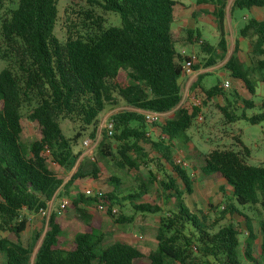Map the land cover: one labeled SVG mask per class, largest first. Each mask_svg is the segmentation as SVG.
Here are the masks:
<instances>
[{"label": "trees", "instance_id": "16d2710c", "mask_svg": "<svg viewBox=\"0 0 264 264\" xmlns=\"http://www.w3.org/2000/svg\"><path fill=\"white\" fill-rule=\"evenodd\" d=\"M228 1L197 0L198 4L214 6L212 14L220 36L218 47L224 52ZM87 3L88 7L80 11L84 33L69 28L64 41L55 34L58 0H19L17 7L9 9L1 19L5 48L0 49V55L7 65L0 71V252L4 253L6 264H248L240 256L238 227L233 222L218 226L227 214H242L240 207L260 206L264 211V165L248 163L250 149L240 133L234 137L233 146L198 154L202 161L198 168L215 183L223 181L219 186L223 194L226 186L232 191L233 198L223 206L219 217L210 220L207 213L197 214L184 203V194L194 192L193 177L186 168L175 164L173 142L186 136L195 124L199 108L179 105L182 101L179 79L185 74L183 58L176 49L178 28L174 22L179 3L175 0H87ZM253 7L264 9V0H233L231 10ZM108 12L118 14L119 25L108 24L105 16ZM187 32L192 40V31ZM239 34L254 38L253 54L264 57V19L250 18ZM195 40L200 41V34ZM200 44L202 51L210 55L205 66L213 65L216 60L211 53L215 47L205 40ZM256 66L260 71L264 69V58ZM226 68L253 92L248 70L238 55V44ZM203 78L204 75H199L192 84L194 97H201L205 105L217 95L227 99L221 83L206 88L201 84ZM242 103L241 114L236 112L240 105L218 106L226 124L241 119L252 124L264 120V112L247 114L246 109L254 106L251 100L244 99ZM121 105L131 109L111 116L114 131L111 136L106 129L103 131L100 154L116 158L117 165L124 168L138 169L141 159H149L158 167L168 165L172 169L162 186L169 192L167 198H175L176 210L162 218L157 248L145 251L125 240L105 245L95 202L103 203L105 214L118 223L132 219L112 212L119 199L115 188L104 191L100 197L87 196L85 191L72 196L69 207L75 210L84 229L75 234L68 247L64 246L65 226L56 212L51 213L47 222L38 223L30 241L25 242L24 233L31 228V219L48 208V202L60 189L68 192L80 178H97L94 164L85 173L81 163L63 184L64 180L48 161L64 171H72L81 155L74 147L86 134L95 138L102 113ZM24 110L38 124L40 133V138L28 147L21 141ZM172 110L173 116L159 124L147 121L142 112ZM64 120L76 124L73 135L64 133ZM152 126L160 130L157 139L149 133ZM110 180L119 182L115 177ZM139 189L124 198L133 202L148 192L144 183ZM133 205L142 212L161 210L151 203L133 202ZM246 226L249 236L244 257L249 264H264V219L260 223L262 241L258 256L253 255L257 236L249 218Z\"/></svg>", "mask_w": 264, "mask_h": 264}, {"label": "rangeland", "instance_id": "374dc122", "mask_svg": "<svg viewBox=\"0 0 264 264\" xmlns=\"http://www.w3.org/2000/svg\"><path fill=\"white\" fill-rule=\"evenodd\" d=\"M19 0H0V49L5 48L1 37V19L6 15V13L11 8L17 7ZM179 3L185 4L189 7L190 12L200 8L198 5H204L206 9V15L195 12L194 18L192 19L196 26L197 31L201 37L206 40L209 44L215 47V50L211 53V56L216 60L213 64L215 68L210 69L209 73L205 76L202 86L209 88L213 85L223 83V81L228 78L232 79L231 87L225 88L226 95L232 101V105H240L237 108V114H241L243 111V100L249 99L254 103L252 108L246 109L248 115L252 116L264 112V97L257 94L260 87L258 84L259 78H262L263 71L257 69V61L263 59V56H255L252 52V45L247 44L249 49H245V53L242 54V59L244 61V67L247 68L249 78L251 80L253 92H247L237 89V82L234 78H229V75H225V69L223 67H218V65H224L226 59L231 55L234 44L235 37L239 36V26H244L247 22L244 16L253 17V12L250 9H237L235 12L236 23L239 26H235V18L230 14L229 6H227V49L226 52L222 51L218 47L219 43V31L217 27V22L212 16L214 11V6L212 4H198L197 0H175ZM232 0H229V3ZM59 7V17L55 26V34L57 37L64 41L68 35V29L72 28L80 33H84L82 29L83 16L80 11H83L88 7L87 0H58ZM259 9V8H254ZM189 12V14H191ZM106 18L108 24L119 25L120 18L117 13L108 12L106 13ZM70 26V27H69ZM185 36V33L183 34ZM188 43L176 42V49L178 51H185L187 54H191V46L187 47ZM184 46V47H183ZM186 46V47H185ZM0 50V54L2 51ZM197 53L199 56V65L205 67L206 61L209 59V55L202 51L201 44L198 43ZM229 55V56H228ZM228 56V57H227ZM7 65L6 59L2 58L0 55V71ZM227 73V71H226ZM183 92V91H182ZM238 93V97L234 96V93ZM183 94V93H182ZM221 99V100H220ZM200 100V102H199ZM235 100L238 103H235ZM219 101L226 103L223 98H218V96L213 97L207 105L201 102V97L193 98L192 96L182 98L179 105H185L189 108L197 107L199 108V120H195L196 123L192 128L193 143L186 140L187 138L179 137L175 139L174 143V158L180 157L188 161L189 167L186 168L188 173L192 174L193 177V189L194 192L189 194H184V203L191 208L195 213L201 214V211L207 213L210 220H214L219 217L221 209L229 199L233 198L232 191L230 187L226 186L224 188L225 194L220 190L219 185L211 179L210 175L203 173L198 166L202 164V161L198 157V154L208 153L213 148L216 147H230L233 146L236 141L234 137L240 132L241 139L243 143L250 149V156L248 157V163L252 165H264V120L257 124H252L247 120H238L235 125H224L223 116L220 114L218 108ZM196 103V104H194ZM179 105L177 107H179ZM0 103V110H1ZM206 108V109H205ZM123 109H131L125 105H121L118 108H107L102 115L99 117L98 130L95 138L90 137L88 134L83 136L78 144L74 147L75 152H81L76 165L73 167L72 171H64L57 164L48 161L50 167L55 170L64 181H67L70 176L76 171L79 164L82 163L83 171L87 173L88 170L92 168L94 164L98 169L97 178L92 176H87L86 178H80L76 180L68 189V192L62 191L60 194L56 195V208L57 210H49L48 215L43 217L37 215L31 219L32 226L29 230L24 233V241H30L31 237L34 235L37 229L38 223L42 220L49 219L52 212H56L59 215L60 221L65 226L63 233L65 239V247H68L73 240L76 233L84 229V224L77 217L74 209L67 205L62 208L60 199H68L69 203L72 199L74 193L81 191L84 193L85 189L89 186H96L105 192L117 189L118 200H116L115 206L118 207L119 213L132 219L129 222H116L111 216L101 213L98 211L101 220V231L105 233V245L112 244L117 240H125L132 243L142 250H155L157 248V231L161 224L162 218L168 217L173 211L176 210L175 198H167L169 194L168 191H164L162 186V181H167L171 175V167L168 165H163V167H158L152 161L144 159L140 160V165L138 169H129L120 167L117 165V159H111L103 157L99 152L100 142L102 140V133L105 130L106 120L111 118V116ZM174 110L165 114L163 120L173 116ZM23 131L21 134L22 143L28 147L33 141L40 138L38 124L31 121L24 110V116L22 118ZM63 131L66 135L71 136L75 133L77 127L71 120H64L62 123ZM153 138L157 139L159 134L153 133ZM219 137V138H218ZM86 141L91 142L89 145L85 144ZM113 142V139L110 140ZM197 166V167H195ZM110 177H115L119 182L116 184L110 180ZM146 184L148 192L141 198L136 199L135 203H151L159 205L161 210L155 213L142 212L135 209L133 202L130 199H125L129 194H135L139 192L140 184ZM179 185H182L179 183ZM71 189V190H70ZM213 205V206H211ZM242 214L234 213L233 215L227 214L225 219H223L218 226L233 222L240 231V256L243 263L249 262L244 257V249L246 241L249 234H245L247 229L246 221L249 218L254 233L257 239L253 243V255L258 256L260 252V244L262 241L260 223L264 219V211L260 206H253V208L248 209L244 207L239 208ZM1 236V232H0ZM141 236V238H138ZM41 240H39L32 253L31 261L33 263L36 251L40 245ZM5 255L0 252V264H6Z\"/></svg>", "mask_w": 264, "mask_h": 264}, {"label": "crops", "instance_id": "0c3cea01", "mask_svg": "<svg viewBox=\"0 0 264 264\" xmlns=\"http://www.w3.org/2000/svg\"><path fill=\"white\" fill-rule=\"evenodd\" d=\"M232 2H233V0L229 3V1H228V4H227V6H229V11H230V14L233 16V18H235V12H236V10L237 9H234V10H231V5H232ZM179 3V2H178ZM197 5H198V3H197ZM198 6H200V8H196V9H194L193 11H191L190 12V9H189V7L187 6V5H185V4H182V3H179L178 4V6H177V10H176V16H175V25H176V27L178 28V42L179 43H181V41L183 42V43H188V45H186L187 47H189V46H191V52H195V53H197V46H198V43H200L201 41H204V39L201 37V35H200V41L198 42V41H196L195 40V38H196V36H197V34H199L198 32H196L195 33V31H197V26H196V24H195V22L192 20L193 18H194V15H195V12L196 11H199L200 13H203L204 15H206V9H205V7H204V5L202 6V5H198ZM254 8H259V9H254ZM252 12H253V17H249V16H244V18L246 19V21L247 20H249L250 18H256V19H259V20H263L264 19V9L263 8H260V7H253V8H251L250 9ZM189 12L191 13V14H189ZM226 14H227V7H226ZM214 18H215V16L214 15H212ZM215 20H216V18H215ZM227 26H228V22H227V18H226V16H225V32H226V35H225V37H226V43L228 42V40H227V37H228V30H227ZM235 26H239V24H237L236 23V18H235ZM241 27H243V26H239V30L241 29ZM187 30H191L192 31V33H193V35H192V40H190L189 38H188V36H189V34H188V32H187ZM185 33V36L183 35ZM220 37V36H219ZM254 40V38L253 39H250V38H248V37H242L240 34H239V36H237V37H235V44H234V49H233V51H232V53H231V55L229 56V58L233 55V53H234V51L236 50V44H238V55H239V58H240V60L243 62V65H244V61H243V59H242V54L243 53H245V49L246 48H248L249 49V47H248V45L247 44H251V41H253ZM206 41V40H205ZM252 45V44H251ZM185 46V47H186ZM184 47V46H183ZM253 49V48H252ZM251 49V50H252ZM215 50V49H214ZM228 50V52H229V48L227 49ZM178 51V50H177ZM179 53H182L183 51H178ZM213 52V51H212ZM186 54H187V52H185ZM198 54V53H197ZM210 56V55H209ZM227 56V57H228ZM228 58V59H229ZM228 59H226V62H225V64L222 66V65H218V67H223L226 71H227V73H226V71H225V75L226 74H228L229 75V78H233L231 75H230V73H229V70H227V68H226V63H227V61H228ZM199 63V62H198ZM196 64L197 66H199V68H197L196 70L195 69H193V71L191 72V73H185L184 75H182L181 76V78L179 79V82H180V86H181V92L183 93L182 94V98L184 97V91H185V97L186 96H192L193 98H196V97H194V95L192 94V92H191V87H192V84L198 79V76L199 75H204V78H205V76L209 73V70L210 69H213V68H215V65H211V66H205V67H202L201 65H199V64ZM245 69H247L246 67H245ZM249 75V74H248ZM263 77L262 78H259V80L257 81L258 82V84H259V88H258V91H255L257 94L259 93L260 95H262L263 97H264V71H263V75H262ZM204 78H203V80H204ZM235 80H236V84H237V89L239 90V92H240V89L241 90H245L246 91V93L247 92H249V90L245 87V85H244V83L241 81V80H239V79H236V78H234ZM250 79V78H249ZM203 80H202V82H203ZM227 80H229L230 81V87H231V83H232V79H228V78H226L224 81H223V83L225 82V81H227ZM223 83H221V85L223 86ZM252 83V82H251ZM253 84V83H252ZM251 84V85H252ZM218 96V98H223L221 95H217ZM227 96V95H226ZM234 96H236V97H238V93L236 94H234ZM215 97V96H214ZM213 99V98H212ZM225 101H226V103H230V104H232V101L230 100V98L227 96V99H225V98H223ZM221 100V99H220ZM199 102H200V100H199ZM226 103H223L222 101H219V104H218V106L219 105H225ZM235 103H238L236 100H235ZM194 104H196V103H194ZM233 106V105H232ZM206 109V108H205ZM175 110V109H174ZM173 111V110H172ZM172 111H170V112H166L165 114L167 115V114H169V113H171ZM143 113H144V111H142ZM220 114H221V112H220ZM199 115V114H198ZM222 115V114H221ZM197 120H201V119H199V117L197 116V118H196ZM223 119H224V117H223ZM196 120V121H197ZM196 121H195V123H196ZM237 122V121H236ZM235 122V123H236ZM235 123H231V124H226L225 123V120H224V125H231V126H233V125H235ZM192 128H193V126L186 132V136L184 137V136H182V137H184V138H187L186 140H189V142H192V145H194L195 143H193L194 141H193V137H192V134H193V132H192ZM157 133V134H159L160 135V130L157 128V127H150L149 128V133H150V135H151V137L153 136V133ZM240 133V132H239ZM238 133V134H239ZM237 134V135H238ZM219 138V137H218ZM242 140V139H241ZM175 142V141H174ZM196 146L194 145V148H195ZM60 176V175H59ZM61 177V176H60ZM69 180V179H68ZM67 180V181H68ZM67 181H64V183L63 184H65ZM223 183V181L222 180H220L219 181V183H218V185L220 186V184H222ZM71 190V189H70ZM62 191H64V192H66L64 189H60L59 191H58V193L56 194V195H58V194H60ZM75 194V193H74ZM56 195H55V197H56ZM55 197L53 198V199H51L49 202H48V208L47 209H49V210H53V211H55V210H57V208H56V199H55ZM60 201L62 202L63 201V199H60ZM61 204V203H60ZM66 248V247H65ZM5 264V263H4Z\"/></svg>", "mask_w": 264, "mask_h": 264}, {"label": "built area", "instance_id": "2783aa9c", "mask_svg": "<svg viewBox=\"0 0 264 264\" xmlns=\"http://www.w3.org/2000/svg\"><path fill=\"white\" fill-rule=\"evenodd\" d=\"M180 55L183 58L182 61V65L183 68L185 70V73H191L193 71V67L199 62V57L197 55V53L192 52L191 54H186L185 51H183L182 53H180ZM223 87L224 88H230V81L227 80L223 83ZM144 115H145V119L147 121H149L150 123H154V124H159V123H163V117L165 115V113H160V112H155V111H144ZM105 129L107 130V133L109 136H111L113 134L114 131V124L113 121L111 120V118L106 120V124H105ZM91 142L86 141L85 144L89 145ZM174 162L175 164L179 165L182 168H187L189 167V162L186 161L185 159H182L180 157H175L174 158ZM103 190L100 189L99 187L96 186H89L88 188L85 189V194L87 196L90 197H100L103 195ZM67 205H69V200L68 199H63L62 203H61V207L65 208ZM94 209L101 212V213H105V206L103 205V203L101 202H95L94 203ZM112 212L113 213H118L119 209L116 206L112 207ZM39 215L45 217L48 215V209H41L39 212ZM240 232V231H239ZM245 234H249V231H245ZM138 238H141V236H139Z\"/></svg>", "mask_w": 264, "mask_h": 264}]
</instances>
